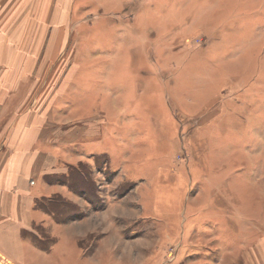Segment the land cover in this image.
I'll list each match as a JSON object with an SVG mask.
<instances>
[{"label":"rangeland","instance_id":"374dc122","mask_svg":"<svg viewBox=\"0 0 264 264\" xmlns=\"http://www.w3.org/2000/svg\"><path fill=\"white\" fill-rule=\"evenodd\" d=\"M13 20L9 115L51 141L39 264H264V0H0Z\"/></svg>","mask_w":264,"mask_h":264},{"label":"crops","instance_id":"0c3cea01","mask_svg":"<svg viewBox=\"0 0 264 264\" xmlns=\"http://www.w3.org/2000/svg\"><path fill=\"white\" fill-rule=\"evenodd\" d=\"M231 9L234 10L229 6L227 11ZM10 22H0V142L5 140L7 145L0 147V264H39L38 247L24 238V231L38 220L35 203L42 192L37 184L38 166L39 158L45 154V149L41 150L42 147L38 151V144L39 141H45L44 139L50 140H47V136L46 138L34 136L36 132L33 133L32 125L36 124V128L42 127L39 125L38 115L32 114L33 117L28 118V127L24 129L20 126L22 119L19 115L15 116L14 113L12 116L9 115L13 111L9 109H15L18 103L21 104L22 71L16 67L7 68L6 61L11 59L19 61L23 57L21 45L27 42L26 37L22 38L21 21ZM62 27L69 29V25ZM31 36L29 43L32 42V38L36 43L37 36ZM29 54L32 52L29 51ZM11 76L13 79H7ZM7 116L12 119V126L8 132L2 127ZM16 123L19 124L18 127L15 126ZM49 145L52 148L53 144ZM43 168L45 165H41L40 171Z\"/></svg>","mask_w":264,"mask_h":264}]
</instances>
